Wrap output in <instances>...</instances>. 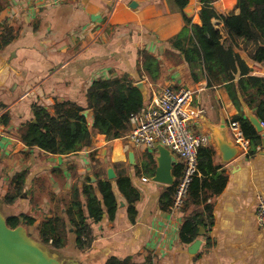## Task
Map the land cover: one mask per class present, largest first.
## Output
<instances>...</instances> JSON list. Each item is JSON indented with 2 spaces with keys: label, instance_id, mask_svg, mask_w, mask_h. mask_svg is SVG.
I'll use <instances>...</instances> for the list:
<instances>
[{
  "label": "crops",
  "instance_id": "obj_1",
  "mask_svg": "<svg viewBox=\"0 0 264 264\" xmlns=\"http://www.w3.org/2000/svg\"><path fill=\"white\" fill-rule=\"evenodd\" d=\"M201 7L199 0H189L183 12L193 23L201 25ZM214 8L219 14L239 12L237 0H215ZM212 22L223 33L222 23ZM183 27V16L174 0H0V34L12 28L16 35L0 51V117L6 112L10 116L7 126L0 123V136L9 139L7 131L17 133L22 124L31 121L33 105L44 107L51 115L59 102L86 107L85 95L94 81L128 75L136 85H143L145 106L151 102L154 88L191 89L195 105L205 111L196 121V128L211 137L209 127L218 126L224 117L226 135L233 138L229 123L238 111L224 89L212 92L206 80L194 82L184 63L180 64L187 70L189 80L177 75V79L167 82L162 74L156 83H149L138 73L139 51L147 50L163 60L160 50L166 52L167 41ZM239 53L252 69L251 75L264 78V66L250 60L243 50ZM242 108L245 114V107ZM210 116H215L216 121ZM124 138L108 141L104 135H95L91 146L68 155L28 150L19 139L15 140L19 152L14 155L20 153L29 159L36 152L42 156L38 164L22 163L21 159L15 171L6 170L8 176L4 177L10 186L16 173L28 171L26 193L12 206H19L23 200L26 210L21 213L36 217L35 227L44 217L63 213L71 202L72 190L81 189L88 181L95 184L98 178L107 179L109 167L116 173L114 165L117 172H126L139 192L137 215L131 222L127 203L113 183L118 201L114 218L105 215L100 223L92 225L95 237L85 251L77 249L75 234L70 232L67 246L53 251L62 264H106L112 258L128 264H264V226L257 220L258 197L264 194L263 147L253 157L240 154L227 164H221L216 153L215 164L226 172L228 182L213 201L214 224L209 230L202 229L204 235H198L194 242L185 244L179 238L183 210L164 211L161 197L169 185L153 181L159 149L137 148ZM108 149L110 163L103 160ZM113 150L124 159L114 161ZM95 152L99 154L96 161ZM130 154L133 164L129 162ZM173 156L174 185V169L181 161ZM98 159L103 160L106 168L97 164ZM146 160L151 165L144 167ZM38 189L50 192V198L41 205L35 203ZM66 191L68 197L60 194ZM34 204L41 208L39 212L31 209ZM35 234L38 239L37 231ZM198 240L201 246L192 253L191 246Z\"/></svg>",
  "mask_w": 264,
  "mask_h": 264
},
{
  "label": "trees",
  "instance_id": "obj_2",
  "mask_svg": "<svg viewBox=\"0 0 264 264\" xmlns=\"http://www.w3.org/2000/svg\"><path fill=\"white\" fill-rule=\"evenodd\" d=\"M201 25L193 23L183 10L189 0H174L180 10L184 27L182 31L167 41L170 57L187 65L194 82L206 80L207 88L214 92L224 89L238 114L232 118L240 124L244 137L249 141L248 157L257 154L262 147L264 132H258L245 117L242 103L264 123V78L251 75L252 69L242 59L239 51L248 58L264 66V0H237L238 13L219 14L214 8L215 0H199ZM223 25V33L214 24ZM226 35V38H224ZM12 28L0 34V51L15 39ZM167 65L147 50L139 51L138 73L149 83L161 79ZM87 106L65 101L56 103L54 115L44 107L32 106L33 119L18 128L17 136L28 150L39 149L51 155H68L91 146L95 135H104L108 141L123 139L130 131V118L145 107L142 91L128 75L112 79H98L88 89ZM91 110L93 126L89 125L83 113ZM9 113L0 117V123L7 126ZM216 151L211 146L198 150L197 174L189 187L183 212L184 219L179 238L190 244L198 237L201 229L209 230L214 224L213 201L225 190L228 176L221 166L215 164ZM114 181H88L81 189H74L71 202L65 211L52 217H44L35 227L38 239L52 251L64 249L70 232L76 237V247L80 251L90 248L94 240L92 225L100 223L105 215L113 219L118 201L114 192L115 183L119 193L127 203L131 222L137 215L136 203L140 199L126 172L118 171ZM183 164L174 169L175 184L167 187L161 197V207L169 211L175 195ZM28 171L16 173L10 181L9 191L3 198L6 206H12L25 195ZM7 225L11 229L19 226H35L36 217L27 213L8 215ZM91 220L92 222H89ZM106 264H128L127 261L110 259Z\"/></svg>",
  "mask_w": 264,
  "mask_h": 264
},
{
  "label": "built area",
  "instance_id": "obj_3",
  "mask_svg": "<svg viewBox=\"0 0 264 264\" xmlns=\"http://www.w3.org/2000/svg\"><path fill=\"white\" fill-rule=\"evenodd\" d=\"M194 101L195 93L189 88H154L151 102L130 118L132 129L124 138L128 144L148 151L164 147L180 159L183 169L170 208L172 212L183 210L190 184L198 171V150L211 144L210 136L196 128V121L205 111ZM229 129L243 154H248L250 144L240 124L231 120ZM257 220L264 226V194L258 197Z\"/></svg>",
  "mask_w": 264,
  "mask_h": 264
},
{
  "label": "water",
  "instance_id": "obj_4",
  "mask_svg": "<svg viewBox=\"0 0 264 264\" xmlns=\"http://www.w3.org/2000/svg\"><path fill=\"white\" fill-rule=\"evenodd\" d=\"M134 6V4H133ZM143 94H145L142 84L136 85ZM242 107H245V117L251 122L254 128L262 133L264 132V126L261 121L253 114V112L242 103ZM91 110H87L83 115L87 118L89 125L93 126V114ZM91 118H90V117ZM92 119V121H91ZM204 120V117H202ZM218 126H210L209 132L211 134V144L218 153L221 164H227L233 161L243 151L235 143L234 139H228L226 133L228 127L226 125V119L221 118ZM264 148V140L262 143ZM160 157L158 159V168L153 178V181L159 182L165 185L172 186L173 176L172 169L175 165V157L170 150L159 146ZM130 164H133V154L129 156ZM117 175L113 167L107 169V179L109 181L116 180ZM199 235H204V231L201 229ZM201 241H196L192 246V253L198 251L201 246ZM0 264H62L57 258L55 252L45 246L40 240L31 238L26 229L23 226H19L15 229H11L7 225V218L3 215L0 202Z\"/></svg>",
  "mask_w": 264,
  "mask_h": 264
},
{
  "label": "rangeland",
  "instance_id": "obj_5",
  "mask_svg": "<svg viewBox=\"0 0 264 264\" xmlns=\"http://www.w3.org/2000/svg\"><path fill=\"white\" fill-rule=\"evenodd\" d=\"M160 56L163 59V61L165 62V64L167 65V69H165L164 73H163V80H166L167 82H172L174 81V79H177L176 76L177 75H181V77H183L184 79H188L189 80V75L188 72L185 68H183V66L180 64L179 59L174 58V57H170V55L167 54V52H164L163 49L160 50ZM187 88V87H186ZM211 118H215V116H210ZM214 121H216V118L214 119ZM1 129V127H0ZM12 129V128H11ZM5 134V132H4ZM6 135L9 137V139H5L3 137V135L0 136V179L2 180V178H4L5 176H8L6 173V170L9 172H13L16 169V166L18 164L21 163V159H22V163L24 162H31V161H36L37 164L38 162H42V156L38 153H33L34 155H32V157H30L29 159L26 157H24L22 154L18 153L17 155H14V153L19 152V148L17 146V142L15 140L18 139L17 133L15 132V130H13V133L11 134L8 133V131L6 132ZM13 140H12V139ZM2 141V142H1ZM138 151V150H137ZM99 154L97 152H95L94 154V158L93 156H90L91 158H93L95 161V156H98ZM113 160L114 161H121L124 159L123 156H119L118 152L116 150H113V154H112ZM104 161L107 160V162L110 163V153H109V149L107 151H105L104 154ZM103 160L98 159L97 160V164H101L105 167V164L103 163ZM32 164V162H31ZM150 164V160H146L144 163V167H146L147 165ZM151 165V164H150ZM21 166V165H20ZM125 166H119V168H122ZM122 171V170H121ZM102 172V171H101ZM99 172V173H101ZM151 173H153V171H151ZM10 179V178H9ZM9 191V182L8 179L4 178L1 182H0V202H1V210L2 213L5 217H7L8 215H13V214H20L21 212L26 210V205L24 204V202L21 201V203L19 204V206L16 205V207H9L6 206L3 203V197L5 196V194H7V192ZM37 194L35 197V203H40V205L42 203H44L45 200H47L48 198H50L48 190H42V189H38L36 190ZM68 191V190H67ZM67 191L64 192H60V194L64 197H68V193ZM74 190L71 191V194L73 193ZM68 194V195H67ZM2 200V201H1ZM28 200V199H27ZM22 204V205H21ZM27 204V202H26ZM32 204V203H30ZM35 207L32 205L31 209L34 210L35 212H39V210L41 209L39 206H37L36 204H34ZM24 227V226H23ZM27 231V234L31 237L36 239V232H35V226L32 227H24ZM37 240V239H36Z\"/></svg>",
  "mask_w": 264,
  "mask_h": 264
}]
</instances>
